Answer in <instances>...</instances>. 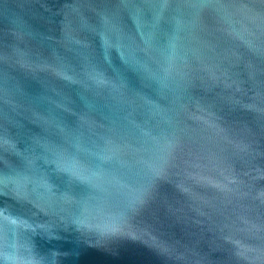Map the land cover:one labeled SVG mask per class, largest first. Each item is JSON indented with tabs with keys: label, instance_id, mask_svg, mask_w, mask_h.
<instances>
[{
	"label": "water",
	"instance_id": "1",
	"mask_svg": "<svg viewBox=\"0 0 264 264\" xmlns=\"http://www.w3.org/2000/svg\"><path fill=\"white\" fill-rule=\"evenodd\" d=\"M0 264H264V0H0Z\"/></svg>",
	"mask_w": 264,
	"mask_h": 264
}]
</instances>
